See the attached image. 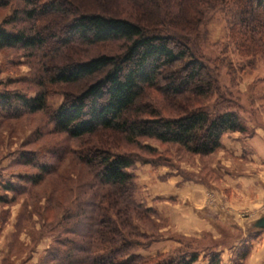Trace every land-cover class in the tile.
<instances>
[{"label": "trees", "instance_id": "1", "mask_svg": "<svg viewBox=\"0 0 264 264\" xmlns=\"http://www.w3.org/2000/svg\"><path fill=\"white\" fill-rule=\"evenodd\" d=\"M11 1L0 0V8ZM21 1L24 8L0 24V52L20 49L38 63L44 58L53 63L41 65L46 76L37 77L34 84L40 90L33 97L0 93V116L46 111L47 88L61 93L62 102L50 112L53 131L80 142L91 140L92 146L80 147L78 157L94 169L102 188L93 201L77 205L66 217L86 221L82 229L73 220L62 223H71L63 233L76 239L57 240L65 249L51 250L38 264H195L201 258L206 264H222L223 244L201 253L186 236L166 238L145 227L158 214L138 200L132 170L137 164L156 165L112 151L100 139L116 136L154 153L155 148L140 141L152 140L206 157L223 148L222 138L228 133L252 138L255 131L241 117L233 94L219 84L225 62L206 59L193 49L191 38L211 10L228 9L229 42L253 67L257 58L264 57V0H82L83 9L78 0ZM135 7L143 9V20L131 11ZM27 23L31 27L7 28ZM104 49L109 53H101ZM56 159L62 161L63 156ZM33 163L23 162L31 167ZM37 168V175L24 177L27 184L37 185L49 174L50 166ZM21 187L8 183L3 191L15 197L22 194ZM10 202L0 196L1 205ZM233 230L236 233L226 236L231 243L227 249L240 247L236 255L240 263L235 264H242L249 254L247 246L262 232L252 227ZM169 241L174 244L167 252L140 253Z\"/></svg>", "mask_w": 264, "mask_h": 264}, {"label": "rangeland", "instance_id": "2", "mask_svg": "<svg viewBox=\"0 0 264 264\" xmlns=\"http://www.w3.org/2000/svg\"><path fill=\"white\" fill-rule=\"evenodd\" d=\"M80 1L82 0H78L77 6L79 5L81 9L85 8ZM24 5L21 0H12L8 7L0 8V24L13 16L16 9L24 8ZM138 8L131 11L136 12L138 16L141 15L139 19L143 20V13H141L143 9L140 7L139 10ZM210 13L211 15L208 14L207 19L199 27L198 33L192 36L191 42H194L192 47L206 59L214 61L218 58L223 64L224 62L225 64L231 63L233 66L231 70L225 64L220 68L219 84L223 89L226 88L233 94L234 100L241 108V117L250 129L258 132L261 130L264 134V57L257 58L255 65L249 68L246 59L238 57L234 52L233 45L227 37L226 29L231 18L230 11L217 7ZM23 27L31 26L28 23L15 27L7 26L12 30ZM101 53L109 52L104 49ZM47 54L51 55L50 52ZM47 59L44 58L38 63L27 52L20 49L1 51L0 93L10 92L33 97L40 90L34 84L38 83L37 77L45 79L46 75L41 71V65L44 66L45 63H48ZM52 63L53 61L48 63L47 67H51ZM47 90L49 91L48 110L34 114L26 113L17 117L9 113L0 116V196L12 200L8 205L0 204V264L4 258H7L5 264H37V260L39 262L51 250L65 249L57 244V240L76 239V236L64 234L65 229L71 228V223L66 226L62 223L73 220L66 217L70 216L74 207L84 204L86 201H93V197H97L102 190L96 180L94 169L86 167L78 157L80 147L92 146L91 140L85 138L80 142L65 134L53 131L50 112L62 102L63 96L61 93L53 91V88H47ZM71 90L75 89L67 88V91ZM156 100L160 102L158 99ZM240 137L248 138V136ZM100 140L106 141L109 144L107 147L112 151L127 152L142 161L156 165L154 167L151 164L143 166L137 164V168L132 170L137 175L141 173L143 167L149 166L156 173V177H152L154 174L149 175L148 179L143 177L141 183H139V178L136 179L140 202L144 201L146 194L149 193L148 183L151 186L155 183L167 184L166 180L170 176L181 179V184L193 182L206 185L211 183L219 186L220 171H216L215 167L224 162L229 163L231 167L229 169L240 173L254 175L261 172L264 174V166L256 167L255 164L247 161V157H245L246 161H233L222 154L220 150L202 157L190 155L176 145H160L152 140H140L142 146L147 145L155 148L154 153H149L138 146L127 145L116 136H105ZM256 140L258 141L254 152L264 156V135L263 139L258 137ZM248 147L251 148L250 145ZM249 148L248 150L252 149ZM244 153L248 154L246 151ZM62 156V161L56 159ZM27 159L34 162L33 167L23 164ZM43 165L50 166L49 174L44 175L42 181L37 185L27 184L24 177L37 175L40 172L37 166ZM160 169L166 170L165 176L158 177ZM8 183L22 186V194L14 197L11 193H5L3 187ZM252 209L250 211L246 208L237 210L239 221L243 224L228 221L222 224L221 221H218L219 223H211L215 233L204 231L201 236L189 235L186 237L195 242L194 246L201 253L206 249L210 251L215 248L217 243L225 245L226 248L222 250L226 251L231 244L230 241H226V236L236 233L233 228L242 227L241 229L245 231L248 227H252L256 218L264 215L263 207H259L258 211ZM89 211L90 209L86 210V215ZM86 215L84 216L86 217ZM161 217L158 216V218H152L151 221L145 222V227L151 230L155 229L156 234H164L167 237L181 235L175 232L173 227H169L171 222L165 220L166 214H162ZM72 222L76 223L77 221L73 220ZM84 222H77L78 229L85 226ZM152 226L154 227L152 228ZM244 236L243 238H245ZM173 244L172 241H169L162 246H155L154 249L161 247L160 250H164L163 247L167 248V245L171 247ZM252 245L254 244L247 246L250 247L249 254L242 264H253L254 258L258 256L257 250L261 249L262 245L256 246L254 251ZM238 249L240 247L230 253L222 252V264L240 263L236 258ZM140 253L147 256L145 254L147 252ZM198 263L205 264L206 260L201 258Z\"/></svg>", "mask_w": 264, "mask_h": 264}, {"label": "crops", "instance_id": "3", "mask_svg": "<svg viewBox=\"0 0 264 264\" xmlns=\"http://www.w3.org/2000/svg\"><path fill=\"white\" fill-rule=\"evenodd\" d=\"M263 135L261 130L259 132L255 131L252 138H242L237 133H228L222 138L223 148L220 151L233 161H246L245 157H247V161L255 164L256 167L262 168L264 166V156L257 155L254 151L258 141L256 139L258 137L263 139ZM248 148L251 150H248ZM245 151L248 154H245ZM221 164L220 166H214L217 169L216 171H220L219 186L211 183L206 185L193 182L181 184V179L170 176L166 180L167 184L155 183L151 186L146 183L149 186V193L141 202L147 207L154 208L159 217L166 214L165 220L171 222L169 227H173L175 232L183 236H201L204 231L215 233L211 223H219L220 221L222 224L226 221L243 224L239 221L237 210L246 208L250 211L253 208V211H258L259 207L264 208V174L261 172L254 175L240 173L234 169H229L231 167L227 162ZM158 173V177L165 176L166 170L160 169ZM152 174H154L152 177H156V173L153 172L152 168L147 166L143 167L141 173L136 176L139 178V183H141L143 177L148 179V176ZM170 179L171 181H169ZM259 218H256V220ZM165 237L167 238V235ZM165 243L167 244V242H164L159 246ZM251 244H254L252 245L253 251L256 246L262 245L261 249L257 250L259 254L254 258L253 264H264V232L253 239ZM167 246V248L163 247L164 250H160L161 247H158L145 254L148 256L154 255L156 251L167 252L170 249L169 245ZM231 251L226 250L223 252L230 253ZM198 262L195 264H200Z\"/></svg>", "mask_w": 264, "mask_h": 264}, {"label": "water", "instance_id": "4", "mask_svg": "<svg viewBox=\"0 0 264 264\" xmlns=\"http://www.w3.org/2000/svg\"><path fill=\"white\" fill-rule=\"evenodd\" d=\"M252 228L257 232H264V215L252 224Z\"/></svg>", "mask_w": 264, "mask_h": 264}]
</instances>
